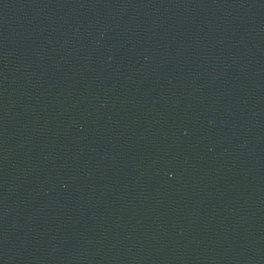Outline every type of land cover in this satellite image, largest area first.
<instances>
[{"label": "water", "instance_id": "water-1", "mask_svg": "<svg viewBox=\"0 0 264 264\" xmlns=\"http://www.w3.org/2000/svg\"><path fill=\"white\" fill-rule=\"evenodd\" d=\"M0 264H264V0H0Z\"/></svg>", "mask_w": 264, "mask_h": 264}]
</instances>
